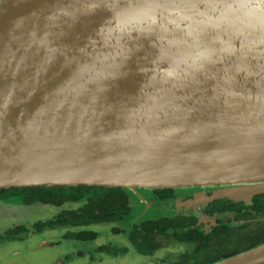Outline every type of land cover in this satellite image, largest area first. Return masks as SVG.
<instances>
[{
  "label": "water",
  "instance_id": "1",
  "mask_svg": "<svg viewBox=\"0 0 264 264\" xmlns=\"http://www.w3.org/2000/svg\"><path fill=\"white\" fill-rule=\"evenodd\" d=\"M79 185L264 194V0H0V190Z\"/></svg>",
  "mask_w": 264,
  "mask_h": 264
},
{
  "label": "flooded vegetation",
  "instance_id": "2",
  "mask_svg": "<svg viewBox=\"0 0 264 264\" xmlns=\"http://www.w3.org/2000/svg\"><path fill=\"white\" fill-rule=\"evenodd\" d=\"M220 188V186L207 188L195 186L174 188L171 190L165 189L161 192L158 190L163 189L138 188L137 191L131 190L128 192L130 195L131 212L123 214L122 216L113 212L110 216L108 214L109 212L105 211L109 217L107 221L94 222L86 226L77 225L73 221L74 219L69 223L63 221L67 211L65 209L69 208L68 204L58 206L42 201L28 204L24 201V196L11 195L8 198H2L0 196V219L8 217L9 215L15 217L11 226L2 224V227H0V250L5 248L7 243L14 240L20 239V241L29 242L38 240L40 234L45 236V233L51 232V230L64 231L61 234L62 238L48 239V241L54 242L55 246L62 245L63 238L67 237L95 240L99 234H104L106 231L95 230L91 225L103 224L106 226L110 225L106 229L109 228L108 231L111 230L116 235H121L126 238L128 241L127 245H129L117 247L109 243L100 244L95 248V250L107 254L118 255L117 251L119 253L129 252L130 246L137 247L143 245L144 252L147 250V253H150L151 258L147 259L149 261L154 259L156 253L163 249L164 251H168L165 254L166 256L161 260L165 264H175L177 261H189L190 264H194L197 259L198 249L193 248L196 250V253L193 251V253L188 254V247L192 245L189 243L191 231L196 236L203 234L209 237L210 245L207 246L203 241L198 244V246L205 245L202 249L203 253H215L219 251L222 255L228 257L226 255L232 252L233 248L239 249L240 244H248L254 237L252 232H256L260 228V222L264 224V216L256 208H250L254 204V198L263 194L255 195L249 203L244 200L228 197H221L214 200L205 199V197L217 193L216 189L221 190L222 188ZM89 198L90 195L86 197V199ZM15 201H20L22 203L21 206L24 205L23 208L20 210L7 208L10 207L9 203ZM230 201L236 204H245V207L242 210H238L241 205H235L236 207L231 209L226 205ZM222 202L223 205L221 204ZM3 203L7 206L2 212L1 207ZM39 204L50 206L51 208L55 207L57 211L52 210L47 212L46 215H40L34 222L29 220L21 222V219H24L23 216L26 214L27 207ZM101 205L105 207L106 204ZM246 205H248L247 208ZM78 206L75 204V207ZM222 206L223 209L225 207L227 209L221 212L219 207ZM70 216H74V214H70L68 217ZM145 239L147 240L145 241ZM194 240L196 241L198 239L194 237ZM40 243L34 244V247L38 248L37 245ZM73 255L75 259L80 260L82 255L85 256V253L78 251ZM184 255L187 257L182 259Z\"/></svg>",
  "mask_w": 264,
  "mask_h": 264
},
{
  "label": "trees",
  "instance_id": "3",
  "mask_svg": "<svg viewBox=\"0 0 264 264\" xmlns=\"http://www.w3.org/2000/svg\"><path fill=\"white\" fill-rule=\"evenodd\" d=\"M158 190L159 192L164 191ZM171 190V189H168ZM131 190L124 189L120 187H106V186H87V185H79V186H39V187H16L10 189H1L0 196L2 198H8L12 196H24V201L28 204L35 203L38 201H42L45 203H50L53 205H65L68 204L69 208L65 209L66 214L63 218L64 222L69 223L72 219L76 222L77 225H90L94 222H102L107 221L109 219L108 214L110 216L115 212V214L123 215L131 212V204L128 192ZM90 195L89 199L86 197ZM98 197V199H97ZM226 201V200H225ZM254 204L250 206V208H256L258 212L264 216V194L258 195L253 200ZM224 202V201H223ZM223 202L221 203L223 205ZM106 204L105 207L100 206V204ZM79 205L78 207H75ZM226 205L234 209L235 205H241L238 210H242L245 207V204H236L233 201H230L229 204ZM248 205H246L247 208ZM221 212L224 209L219 207ZM103 211V213H102ZM105 211H108L107 214ZM253 212V211H252ZM251 213V212H250ZM70 214H74V216L68 217ZM67 217V218H66ZM260 228L256 232H252L253 238L248 242V244H240L239 249L233 248L232 252H229L226 256H230L236 254L238 252L247 250L251 247L261 244L264 242V224L260 222ZM191 233L190 244L188 248V254L193 253L195 248L198 249L197 259L194 264H208L225 257L219 251L215 253H203L202 249L205 247L204 244L210 245V239L208 236L199 234L196 236ZM194 237L198 240H194ZM193 238V239H192ZM147 239H145L146 241ZM184 241V240H183ZM203 241L204 244L198 246L199 243ZM194 248V249H193ZM187 256L184 255L182 259H185ZM175 264H190L189 261L186 262H176Z\"/></svg>",
  "mask_w": 264,
  "mask_h": 264
},
{
  "label": "rangeland",
  "instance_id": "4",
  "mask_svg": "<svg viewBox=\"0 0 264 264\" xmlns=\"http://www.w3.org/2000/svg\"><path fill=\"white\" fill-rule=\"evenodd\" d=\"M9 204L10 207L7 208H11V210H20L24 206H21L22 203L20 201H15ZM2 205L1 210L3 212L7 205L5 206L4 203ZM52 210L57 211L55 207L51 208L50 206H43L40 204L27 207L26 214H24V219H21V222L26 220L34 222L40 217V215H46L47 212ZM13 219H15V217L11 215L1 218L0 227H2V224L11 226L14 222ZM91 227L95 230L106 231V233L103 232L104 234H99L98 238L95 240L67 237L63 238V244L61 243L62 245L60 246L49 244L42 246V248L39 247L40 244L44 241H48L50 238H62L61 234L64 231L51 230V232L45 233V236L40 234L38 240L30 242L23 240L20 241V239L11 241L7 243L5 248L0 250V264H165L161 260L166 256L165 254L168 251L162 249V251L156 253L154 259L149 261L147 259L151 258L150 253H147V250L144 252V248H142L143 245L137 247L130 246L129 252L125 251L119 253L117 251L118 255H112L111 253L107 254L105 252H100L99 250L97 251L95 248L100 244L112 243V246L117 247L129 245H127L128 241L126 238L121 235H116L111 230L108 231L109 228L106 229V227H110V225L94 224L91 225ZM67 230L66 232L68 233ZM39 242L41 243L37 245L38 248H35L34 244H38ZM48 243H51V241L49 240ZM32 248H34V250H32ZM78 251L85 253V256L82 255L80 260L75 259L73 255Z\"/></svg>",
  "mask_w": 264,
  "mask_h": 264
}]
</instances>
